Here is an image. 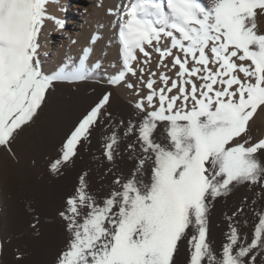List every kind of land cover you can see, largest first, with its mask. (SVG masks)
Returning a JSON list of instances; mask_svg holds the SVG:
<instances>
[{
  "label": "snow or ice",
  "instance_id": "6c2138e0",
  "mask_svg": "<svg viewBox=\"0 0 264 264\" xmlns=\"http://www.w3.org/2000/svg\"><path fill=\"white\" fill-rule=\"evenodd\" d=\"M51 2L0 0V146H10L32 122L55 83L89 78L91 47L78 63L70 60L53 73L43 70L39 49L45 21L65 28L49 15ZM109 15L119 27L122 64L110 83H124L140 95L127 79L131 75L148 92L134 105L138 119L112 128L104 154L114 163L127 140L135 164L128 176H116L102 201L80 178L59 214L69 241L56 264H177L184 240L188 264H257L258 255L264 264V212L257 214L250 242L234 219L237 213L228 217L219 255L208 240L212 201L238 185L264 189V138L253 143L249 126L264 107V31L257 19L264 18V0H126ZM146 46L158 53V68L176 70L175 78L160 73L157 87L156 72L133 67L139 64L137 52L145 65L150 62ZM168 58L170 65L164 63ZM109 96L71 132L53 172L110 120Z\"/></svg>",
  "mask_w": 264,
  "mask_h": 264
},
{
  "label": "rangeland",
  "instance_id": "374dc122",
  "mask_svg": "<svg viewBox=\"0 0 264 264\" xmlns=\"http://www.w3.org/2000/svg\"><path fill=\"white\" fill-rule=\"evenodd\" d=\"M204 2L206 3L207 1L204 0ZM257 19L258 28L260 31H264V21H261L264 18L258 17ZM97 30H95L96 32H94L93 36L99 35L100 38L99 30L98 35H96ZM82 36L83 34L81 33L73 41L75 46H73V42L70 45L67 43L68 48H75V50L72 49L74 53L69 52L67 54L68 58H65V61L68 62L72 59V61L75 60L78 63L81 51H83L82 57L84 48H89L90 46L92 52L88 59V65L91 68L89 78L75 82L77 85L66 82L55 83L46 94L45 103L41 106L37 115L33 117L32 122L23 127V130L10 143V146H0V178L1 176L4 178V182L0 183V190L3 189V186V190H11V193L8 194L6 199H3V202L0 195V264H56L57 257L65 250L69 241L66 222L59 214L64 211L67 198L75 194L80 178L84 177L88 185V191L98 201H102L114 187L113 180L116 176L126 177L134 167L135 161L129 156L127 140L121 142L119 153L114 163L109 162L105 157L104 142L111 133L112 128L120 125L121 121L126 125L129 120L138 119L133 105L139 100V97L147 94V88L143 87L137 78L131 75L127 79L131 83L134 80L133 84L136 82L137 88H142H140V96L134 94L135 90L133 89H130L132 93L127 90L123 83L119 85L111 84L110 76L114 77L118 74L120 70L118 68L122 66L121 61L119 63V58L114 60L115 56H108L109 54H107L111 46L109 45L111 40L109 38L103 40L98 38L96 43L92 44V34H90V38H86V41H81L83 40ZM89 39L91 40L89 41ZM65 41H68L67 38H65ZM87 41L91 45L87 43L89 45L87 46L85 44ZM80 42L81 44L85 43L81 45ZM98 46L102 47V49ZM93 47L95 50L96 48H99V50L94 51ZM146 50H149V53L154 58L158 55L153 49L151 50V47L146 46ZM97 51L100 56L98 55V58L95 59L92 54H96L95 52ZM137 55L140 56L137 57L141 65L135 64V67L143 66V68L147 67V69L149 67L148 70L151 72H156L159 69L160 71L156 72L158 75L166 73L168 76L175 78V69L172 70L174 72H171L157 67L159 63L157 61H160L159 55L155 59L151 57L149 63L153 64L152 67L150 64H147V66L141 62L142 58L143 61L145 59L141 53L137 52ZM39 58L41 60L42 57L39 55ZM99 58H102L100 63L98 62ZM92 59L93 62L90 61ZM169 60L171 61V58L165 61L170 65ZM165 61L164 63H166ZM112 63L116 64L114 66L115 69L112 68ZM97 64H99V67H95ZM114 71L116 72L114 73ZM109 72L111 75H109ZM146 73L147 71L144 74V79L149 78L148 73ZM158 75L157 79H159ZM95 80L96 83L94 84ZM157 85L161 86L159 80ZM111 86L115 88L112 89ZM116 86L118 89H116ZM120 87L124 93L120 92L122 91ZM141 93H144V95ZM105 94H110L109 102L105 105L107 113H110V120L106 119L102 126L95 129L89 142L81 141V144L76 149V155L68 162L61 163L58 171L53 172L52 165L57 160H62L63 145L70 137L71 132L90 110L101 102ZM134 95H136V98ZM131 100H134V103ZM65 119H70V125L68 124L64 137L58 138L56 135L60 133L59 124H66ZM260 124H257L254 130L262 131L263 123L260 122ZM124 125L120 126V131H123ZM157 132L161 134L162 138L163 129L158 128ZM252 142H254L253 139ZM8 186H11L12 189H8ZM240 208L244 209L242 213L237 212ZM262 212H264V189L258 185H238L226 196L218 197L212 201L208 213V240L217 254L219 255L222 245L226 242V233L229 225L228 217H233V214L237 213L234 219L240 222V232L242 235H246L247 240L250 242L254 228L258 223L257 214ZM176 260L177 264H188L189 250L186 240L181 241ZM257 264H261L260 255L257 256Z\"/></svg>",
  "mask_w": 264,
  "mask_h": 264
},
{
  "label": "bare ground",
  "instance_id": "6f19581e",
  "mask_svg": "<svg viewBox=\"0 0 264 264\" xmlns=\"http://www.w3.org/2000/svg\"><path fill=\"white\" fill-rule=\"evenodd\" d=\"M207 2H209L208 0H206ZM206 2V3H207ZM126 3V0H52V2L48 5V12L49 15L60 19L62 21L65 22V28L60 29L56 26L54 20H47L45 21V25L44 28L42 29L41 35H40V44L41 47L39 49V55L42 57L41 58V62H42V66H43V70L46 73H53L55 71H57L60 67H62L65 63H67V61H65V58H68V53H72L75 48H68V44L70 45L71 42H73L75 39L78 38V36L81 35V33L83 34V40L81 41H86L88 39V37L90 36V34H95L94 32H96L95 30L98 29L100 31V33L97 30V34H100V38L99 35L96 36L97 39H107L109 38L111 40V45L109 50L107 51V54H109L108 56H115L114 60L117 58H119V63H120V44L118 41V31H119V27L118 24L116 23V17L109 15V9L112 10H117V9H122L123 5ZM61 9H66L65 11H62ZM81 15V16H78ZM260 19V18H259ZM260 21V20H259ZM264 21V20H261ZM264 24V22H263ZM82 30V32H81ZM71 34V36H69ZM91 36V37H92ZM81 37V38H82ZM94 37V36H93ZM92 37V38H93ZM65 38H67L68 41H65ZM80 38V37H79ZM87 38V39H86ZM90 38V37H89ZM91 38V39H92ZM89 39V41L91 40ZM79 40V39H78ZM99 42V41H98ZM68 43V44H67ZM73 46H75V42H73ZM85 43V42H84ZM82 43V44H84ZM90 43V42H86L85 44ZM104 43V42H103ZM66 44V45H65ZM81 44V42H80ZM81 44V45H82ZM100 44V43H99ZM91 45V43H90ZM72 46V47H73ZM80 46V45H79ZM78 46V47H79ZM87 46H89L87 44ZM161 47H166L167 45L164 43V41H161ZM77 47V48H78ZM81 47V46H80ZM86 47V46H85ZM90 47V46H89ZM97 47V44H96ZM100 48V46H98ZM107 47V46H106ZM82 48V47H81ZM84 48V47H83ZM87 48V47H86ZM84 48V49H86ZM99 48H96V50ZM74 49V50H72ZM94 49V47H93ZM102 49V47L100 48ZM104 49V48H103ZM80 50V49H79ZM94 49V51H96ZM150 50V49H149ZM149 50H147L149 52ZM152 50V48H151ZM104 51V50H103ZM83 53V51H81ZM101 52V51H100ZM154 52V51H152ZM74 53V52H73ZM81 53V55H82ZM96 54H92L94 56H92L93 58H98V51L95 52ZM103 53V52H102ZM80 54V53H79ZM154 54V53H153ZM157 54V53H156ZM80 55V58H81ZM102 55V54H101ZM152 55V54H151ZM73 56V55H72ZM78 56V55H77ZM91 56V55H90ZM89 56V57H90ZM100 56V55H99ZM104 56V55H103ZM107 56V57H108ZM139 56V55H137ZM140 57V56H139ZM144 57V56H143ZM152 57V56H151ZM158 57L155 56V58ZM73 58V57H72ZM75 58V57H74ZM111 58V57H110ZM154 58V57H152ZM154 58V59H155ZM160 58V57H159ZM100 59V58H99ZM98 59V60H99ZM102 59V58H101ZM99 60L98 62L100 63ZM106 59V58H105ZM146 59V58H145ZM144 59V60H145ZM70 60V59H68ZM77 60V59H76ZM79 60V59H78ZM109 60V59H108ZM113 60V59H111ZM72 61V59H71ZM93 62V59L90 60ZM106 61V60H104ZM157 61V60H156ZM170 61V60H169ZM69 62V61H68ZM75 62V60L73 61ZM94 62H96L94 60ZM110 62V61H109ZM115 62V61H114ZM118 62V61H117ZM141 62H143V58L141 60ZM153 62V61H152ZM155 62V61H154ZM159 62V61H157ZM166 62V61H165ZM102 63V62H101ZM106 63V62H105ZM156 63V62H155ZM171 63V61H170ZM95 64V63H94ZM108 65V63H106ZM112 63L111 65L113 66L112 68H114V66L116 64ZM144 64V63H143ZM150 64V63H148ZM167 64V62H166ZM91 65V64H90ZM106 65V66H107ZM118 65V63H117ZM121 65V64H120ZM141 65V64H139ZM151 65V64H150ZM110 66V65H108ZM148 66V65H147ZM153 66V64L151 65V67ZM90 67V66H89ZM111 67V66H110ZM133 67L135 68V64L133 65ZM143 67V66H142ZM150 67V68H151ZM107 68V67H104ZM118 68V67H117ZM147 69V67H145ZM91 69V68H90ZM110 69V68H109ZM115 69V68H114ZM113 69V70H114ZM121 68H118V70ZM149 69V67H148ZM157 69V68H156ZM106 70V69H105ZM159 70V69H158ZM157 70V71H158ZM162 70V69H161ZM155 71V70H152ZM156 71V72H157ZM160 71V70H159ZM163 71V70H162ZM165 71V70H164ZM167 71V70H166ZM116 71H114L115 73ZM119 72V71H118ZM174 72V71H171ZM176 72V71H175ZM174 72V73H175ZM148 73V72H147ZM146 73V74H147ZM109 75L110 72H109ZM149 75V74H148ZM158 75V74H157ZM145 76V75H144ZM97 77V76H95ZM113 77V76H112ZM110 76V79L112 78ZM109 78V76H108ZM135 78V77H134ZM159 78V75H158ZM147 79V78H145ZM157 79V76H156ZM132 80V79H130ZM159 79H157L158 81ZM98 81V80H97ZM129 81V79H128ZM134 82V80H132ZM136 81V80H135ZM132 82V83H133ZM96 83V80L94 81V84ZM136 83V82H135ZM134 83V84H135ZM138 83V81H137ZM140 83V82H139ZM76 84V83H75ZM122 84V83H121ZM124 84V83H123ZM77 85V84H76ZM125 85V84H124ZM109 86V85H108ZM140 86V85H139ZM159 87V85H157ZM96 87V86H95ZM138 87V85H137ZM144 87V86H143ZM107 88V87H106ZM112 88V86H111ZM115 88V87H114ZM112 88V89H114ZM121 88V87H120ZM123 88V86H122ZM121 88V89H122ZM127 88V87H125ZM124 88V89H125ZM141 87H139L140 89ZM100 89V88H99ZM116 89L117 86H116ZM142 89V88H141ZM101 90V89H100ZM127 90H130L127 88ZM146 90V88H145ZM141 91V90H140ZM148 91V90H147ZM108 92V91H107ZM112 92V91H111ZM117 92V91H116ZM119 92V91H118ZM123 92V89L122 91ZM129 92V91H128ZM127 92V93H128ZM131 92V90H130ZM145 93V91H143ZM104 93V92H103ZM124 93V92H123ZM132 93V92H131ZM130 93V94H131ZM144 93L142 95H144ZM135 94V93H134ZM122 95V94H121ZM120 95V96H121ZM124 96V95H123ZM126 96H128V94H126ZM136 98V95H134ZM140 96V95H138ZM125 97V96H124ZM127 98V97H126ZM130 98V97H129ZM138 98V97H137ZM141 97H139L140 99ZM128 100V98H127ZM136 100V99H135ZM132 102L134 100H131ZM138 101V100H137ZM136 101V102H137ZM130 103V100H129ZM134 103V102H133ZM134 106V105H133ZM78 109V108H77ZM75 113V112H74ZM77 115V114H75ZM69 117V116H68ZM66 117V118H68ZM76 117V116H75ZM73 119V117H72ZM77 120V119H76ZM53 121V120H52ZM66 124H59V130L60 133L57 134L56 136H58V138H63L64 135L66 134V130L68 128V124L70 125V119H65ZM263 123V130L258 132L255 129V126L257 124ZM57 124V125H58ZM261 125V124H260ZM73 126V125H72ZM249 126H250V130H251V136L252 139L254 140L253 143L257 142L258 140L264 138V107H262V109H258L257 113L254 115L253 119L249 122ZM58 128V127H57ZM57 138V137H56ZM50 139V138H49ZM55 139V138H54ZM53 139V140H54ZM52 140V139H51ZM56 140V139H55ZM61 140V139H60ZM50 141V140H49ZM59 145V144H58ZM43 146V145H42ZM41 148V147H39ZM51 148V147H50ZM28 153V152H27ZM30 153V152H29ZM32 156V155H31ZM28 158V157H27ZM24 169V168H23ZM2 175V174H1ZM15 177V176H14ZM3 177L1 176L0 178V183H3ZM1 188V186H0ZM4 189V186H3ZM0 190V195H1V201L3 202V199H6L8 197V194L11 193V190ZM8 189H12L11 186H8ZM1 204V203H0ZM7 215V214H6ZM5 216V215H4ZM6 222V220H4ZM5 225V224H4ZM5 227V226H4ZM3 233V232H2ZM5 235V234H4Z\"/></svg>",
  "mask_w": 264,
  "mask_h": 264
}]
</instances>
